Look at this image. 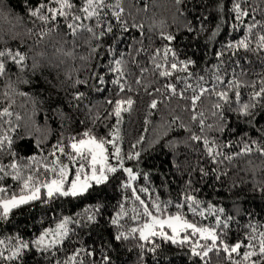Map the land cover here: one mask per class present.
<instances>
[{
    "label": "trees",
    "instance_id": "16d2710c",
    "mask_svg": "<svg viewBox=\"0 0 264 264\" xmlns=\"http://www.w3.org/2000/svg\"><path fill=\"white\" fill-rule=\"evenodd\" d=\"M38 2L0 0V49L20 48L28 55V67L24 72H12L9 73L11 79L7 76L0 79V101L3 93L8 92L9 99L14 101L12 110L22 117L21 121H16L15 116L10 118L13 126L19 124L20 127L8 132L13 138L11 152L16 153L17 162L24 164L30 156L39 157L38 142L46 154L62 138L79 136L89 129L95 135L108 137L115 125V118L108 115L113 107L108 100L131 98L134 101L132 109L122 114L119 125L120 146L125 155L140 152L138 160L125 159V167L139 173L132 185L141 199L150 203L151 196L162 204L171 201L167 214L177 212L175 205L183 203L185 194L194 195L202 202L201 207L212 204L223 208L224 212L217 214L222 219L232 217L227 230L229 243L242 239L249 231V224L264 231V156L256 151L264 144V103H258L252 109V117L241 115L236 103L224 106L223 117L214 116L212 113L216 110L212 105L216 97L206 93L198 102L206 125L201 133L200 126L190 118L188 109L193 94L190 89L183 99L178 96L167 98L166 92L162 95L155 91L161 88L163 92L167 83L175 84L177 91L185 89V83L176 80L175 76L184 77L186 73L178 72L174 77L162 78L154 70L151 60L154 50L168 43L161 40V31L175 35L171 47L179 59L195 61L189 68L193 75L187 80L193 88L199 90L200 84L211 87L218 71L227 83L232 78V70L239 74L241 68L245 72L239 77L241 80H259L264 74V52L240 50L232 56L225 49L226 44L247 34L243 26L239 30L233 29L237 23L231 11L233 0H184L181 5H176L175 0H123V18L128 22L129 31L123 32L117 25L115 37L109 35L100 41L88 40L84 34L76 38L75 47L71 36L60 39L54 33L44 40L38 39L35 34L39 30L38 24L33 23L28 14L29 8ZM246 7L256 21L264 23V0H247ZM244 19L246 24L252 23L251 18ZM188 21L194 26L192 32L186 30ZM133 24L143 25V29L132 27ZM214 31L217 34L213 36ZM96 43L101 47L93 53L91 45ZM110 45L116 51L115 56L108 53ZM222 49H225V55L217 59L215 53ZM121 54L125 61L126 85L125 91L117 96L118 86L111 83L116 74L108 70V65L121 58ZM237 60L239 67L235 63ZM34 61L37 65L35 72L32 68ZM142 68L147 71L141 73ZM94 75L103 76L105 83L100 84ZM200 76L204 77L203 81L199 80ZM137 79L140 84L136 83ZM24 80L30 83H23ZM76 80H86L87 84H74ZM77 90L85 94L80 101L72 100ZM250 93L251 88H241V103L249 102ZM152 99L162 101L157 109L149 108ZM176 117L179 119L174 120ZM8 128L9 125H3V129ZM186 129L214 138L221 145L232 146L223 147V156L217 157L221 162L213 163L202 143L192 141ZM141 137L143 142L137 144ZM247 141L257 142L253 152L237 155ZM133 144L137 145L135 149ZM226 156L233 159H225ZM12 159L8 148L0 152V163L8 164ZM62 160L68 163L63 157ZM200 169L208 175H203ZM22 171L24 175L29 174L27 169ZM53 176V173L41 171L38 182H45ZM126 182L127 175L117 171L110 173L106 182L93 183L86 193L77 197L56 195L49 198L42 188L41 199L21 205L7 218H0V240L4 241L0 251L4 256H8L19 241L29 243L15 260L0 257V264H204L198 257L190 255L187 246L157 239L159 246L152 252L147 250L151 248L150 244L144 249L139 247L142 242L138 233L130 235L127 240L114 239L118 232L129 234L131 228L138 227L144 220L142 215L138 220L132 219L137 212L142 214V208L132 190L123 187ZM21 184L22 181L13 180L11 176L0 180V187L6 189L0 193V199L19 195ZM140 188H148L149 192L141 193ZM121 205L127 215L121 217L119 225H113L111 221L122 211ZM181 211L189 220L204 225L215 223L212 216L206 220L193 217L186 206ZM89 216L93 219L89 220ZM66 217L70 218L68 235L61 243L51 248L37 247L32 243L46 229H56ZM104 257L108 260L105 261ZM206 260L208 264H228L223 253H209Z\"/></svg>",
    "mask_w": 264,
    "mask_h": 264
},
{
    "label": "snow or ice",
    "instance_id": "6c2138e0",
    "mask_svg": "<svg viewBox=\"0 0 264 264\" xmlns=\"http://www.w3.org/2000/svg\"><path fill=\"white\" fill-rule=\"evenodd\" d=\"M183 2L184 0H175L176 5H181ZM246 5L247 0H233L232 3L231 11L234 14L233 19L237 22L233 25V29L239 30L243 26L247 32L242 39L225 45V49L229 50L232 56H235L240 50L245 52H255L257 50L264 52V23L256 21ZM124 12L123 0H39L36 6L29 8L28 14L32 18V22L38 24L39 30L35 34L39 40L51 37L54 33L60 39L71 36L73 38V46L75 47L76 38L84 34H87L86 38L88 40L100 41L109 35L115 37L114 28L117 25L121 31H129L128 22L123 18ZM181 15H183V12H181ZM244 18H251L252 23L246 24ZM200 23L203 27V20ZM132 27L143 29V25L133 24ZM256 29H259V31H255ZM186 30L189 32L195 30L190 21L187 22ZM216 34L217 32L214 31L213 36ZM159 35L161 40L168 41V43L160 48H156L151 57L154 70H156L158 76L171 78L178 72H184L186 75L184 77L175 76L176 80L185 83L184 90L177 91L175 84L167 83L163 86V92L161 88H156L155 91L162 95L166 92L168 94L167 98L178 96L183 99L185 92L190 89L193 94L190 99L191 107L188 110L191 113V120L200 126L201 133L204 132L206 125L204 112L199 110L198 102L201 101V98L206 93L208 95H215L216 97V102L212 105L216 110L212 113L214 116L219 115L223 117L224 106H231L232 103H236L239 105L241 115L252 117L254 116L252 109L256 108L258 103H264V74L260 75L258 81H244L239 78L245 75L243 68H241L239 74L233 69L232 78L228 79L227 83H225L224 76L220 75L218 71L214 76V83L211 87H205L203 84H200L198 86L199 90L193 88L190 83H187V80L193 75L189 71V68L195 64V61L178 58L177 52L171 47V42L175 39V35L165 33L164 31H161ZM253 41L255 42V46H253ZM100 47L101 45L96 43L91 45V50L95 53ZM225 49L215 53L217 59L225 55ZM56 51L59 52L60 49H56ZM108 53L113 56L116 55V51L111 45L108 48ZM65 54L67 55L68 53ZM27 62L28 55L20 48L13 49L9 47L0 49V79L6 76L11 79L9 73L12 72H24L28 67ZM235 63L239 67V61L237 60ZM124 65L125 61L122 54L121 58L110 61L108 65V70L116 74V78L111 83L118 86L119 91L117 96L125 91L126 80H124V77L126 73ZM36 67L37 65L34 61L32 65L33 72H35ZM145 71L147 69H141V73ZM94 78L100 84L105 83L103 76L94 75ZM199 80L203 81L204 77L200 76ZM22 82L30 83L28 80ZM136 83L140 84L141 81L137 79ZM74 84L86 85L87 81L76 80ZM8 87L11 88V84ZM242 87L251 88L248 103H241ZM20 94L27 95L26 93ZM149 94L151 95V93ZM84 96L83 92L77 90L73 94L72 100L80 101ZM160 102L162 101L152 99L149 108L157 109ZM108 103L113 105L112 111L108 115L115 118V125L108 137L95 135L89 129L79 136L62 138L46 154L40 142H38L37 147L40 149L39 157L37 155L30 156L27 158L26 163L20 164L15 159L16 153L11 152L13 138L8 135V132L16 131L20 127L19 124L13 126L10 118L15 116L16 121H21L22 117L19 113H14L12 110L14 101L9 99V93H3V100L0 101V152L8 148L13 159L8 164L0 163V174H3L0 175V180L11 176L13 180L22 181V184L19 195L14 194L10 198L0 199V209H2L0 218H7L13 209L21 205L41 199L42 188L46 189V195L49 198L56 195L77 197L86 193L93 183L98 185L106 182L109 179L110 173L115 174L117 171H123L127 175V182L123 184V187L132 190L135 200L139 202L142 208V214L137 212L132 219L138 220L142 215L144 220L138 227L131 228L129 234L118 232L114 237L116 241L127 240L130 235L134 236L138 233V239L142 242L139 247L144 249L146 245L150 244L151 248L147 250L152 252L156 251V248L159 246L157 239H160L174 245L187 246L190 255L198 257L204 261V264H208L206 258L209 256V253L213 252L217 255L223 253L228 264H264V231L249 224L247 226L249 231L245 233L242 239L229 243L227 230L230 228L229 221L232 217L228 216L222 219L217 213H223V208H216L212 204L201 207L202 202L194 195L185 194L183 196V203L175 205L177 212L175 214H167V209L172 204L171 201L162 204L158 198L152 199L151 196L149 197L150 203L141 199V196L137 194V189L132 185V181L137 180L139 173L134 172L131 167H125V159L129 161L138 160L140 152L134 151L125 155L120 146L122 137L120 136L119 125L123 120L122 114L131 111L134 101L131 98H118L115 101L108 100ZM175 119L179 118L176 117ZM5 124L9 125V128L6 130L3 129V125ZM207 127L211 128L212 125H207ZM186 130L190 132V139L192 141L202 143L207 156L213 163L221 162L217 157L223 156V152L221 151L223 147L232 146L230 144L221 145L214 138L209 139L206 135H198L191 133L190 129ZM220 130H224L223 125H221ZM142 142L143 137L137 141V144ZM256 143V141L245 142L237 155L251 154L254 150L253 146ZM136 146V144H133L132 148L135 149ZM256 151L260 156H264V144L256 148ZM62 157L68 163H64ZM224 158L228 160L233 159L232 156ZM110 161H115V163ZM6 169L10 171H6ZM23 169H27L29 174L24 175ZM41 171L44 174L53 173L54 176L45 182H38ZM200 171L203 175H208L203 169H200ZM70 176H74V178L70 179ZM5 191V188L0 187V193ZM139 192L148 193L149 189L140 188ZM185 206L193 217L198 216L201 220H206L209 216H212L215 223L204 225L196 220L187 219L181 211ZM121 209L122 211L117 213L116 217L112 219L111 223L113 225H119L121 217L127 215V213L123 212V205H121ZM88 219L91 220L93 217L89 216ZM69 221L70 218L66 217L56 226V229H46L32 243L37 247L43 246L44 248H51L61 243L68 235L67 224ZM3 244L4 241L0 240V245ZM28 247V242L19 241L18 246L11 250L8 256H4L3 251H0V257H3L5 260H15L21 255L22 250ZM103 259L107 261L108 257H104ZM70 260L74 261L75 257H70Z\"/></svg>",
    "mask_w": 264,
    "mask_h": 264
},
{
    "label": "rangeland",
    "instance_id": "374dc122",
    "mask_svg": "<svg viewBox=\"0 0 264 264\" xmlns=\"http://www.w3.org/2000/svg\"><path fill=\"white\" fill-rule=\"evenodd\" d=\"M73 172H74V168H73ZM71 178H74V176H70V179H71ZM45 191H46V189H45Z\"/></svg>",
    "mask_w": 264,
    "mask_h": 264
}]
</instances>
